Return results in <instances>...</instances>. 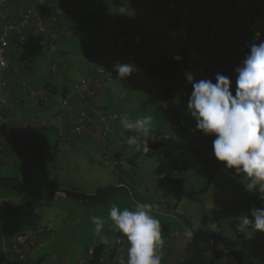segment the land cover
<instances>
[{
    "label": "crops",
    "instance_id": "0c3cea01",
    "mask_svg": "<svg viewBox=\"0 0 264 264\" xmlns=\"http://www.w3.org/2000/svg\"><path fill=\"white\" fill-rule=\"evenodd\" d=\"M203 1L84 0L86 17L78 28L60 37L56 50L43 53L32 65L12 57L8 114L16 123L28 126L31 141L7 145L0 150V264H77L89 248L100 246L104 252L101 264H121L122 261L126 264L128 244L122 234L112 233V243L108 246L101 244L98 237L96 243L73 239L69 235L68 224L71 223L60 206L54 212L60 216L58 221L50 232L41 234L39 246L28 250L27 259L11 251L18 232L33 229L43 222L38 209L43 203L25 208L26 203L42 198L38 190L37 195L32 191L35 187L31 182L32 170H39L47 177L52 170L70 171L75 161L81 160L78 165L81 173L85 168L87 173L90 170L100 174L101 167H115L123 172L121 165L126 154L142 155L141 149L134 151L122 140L128 134L119 119L123 113H127L130 120L152 115L156 131L168 130L170 124L180 118L186 121L181 134L157 143L158 148L148 155L193 146H204L210 155L213 153L215 135H205L198 130L196 120L188 113V99L193 89L185 73H192L195 81L211 79L213 83L217 73L225 75L235 95L236 67L242 65L252 44L264 41V0H245L243 5L237 0H205L207 5ZM214 17L220 21L222 43L214 52L202 54L198 50L199 42L206 23ZM93 52H96L94 56ZM77 57L79 60H75ZM141 60H147L149 68L141 64ZM117 62L134 64L136 71L120 80L113 71ZM150 62L151 66H158L157 70L151 68ZM77 71L82 72L80 79L74 77ZM87 76L102 77L95 99H71L70 90L63 96L65 88ZM31 90L38 92V99ZM41 96H49L50 103L44 104ZM65 100L72 110L65 106ZM91 106L105 115L113 126L112 134L96 131L95 124L101 123V115L89 110ZM83 111L88 115L84 116ZM81 121L86 129L78 133L76 124ZM30 148L31 152L38 151V157L45 162L44 168L20 169L19 164L24 162ZM128 159L133 160L131 156ZM219 163L220 170L209 185L207 175L206 178L199 174L198 177L186 175L191 169L205 173L192 163L184 171L169 172L185 180V195L179 202L173 192L167 200L151 196L141 186L128 192L124 182L98 187L97 195L122 193L129 196L134 205L136 202L153 204L154 214L164 213V220L174 221L167 236H162L161 264H264V232L245 234L237 230L239 218L244 215L240 212L242 195L235 182L241 176L234 169L222 168ZM25 185L29 187L22 193ZM17 188L15 194L20 197L7 195ZM48 189L59 197H71L58 181L52 182ZM30 192L31 196L27 197ZM79 192L96 195L93 191ZM209 193L212 199H204ZM92 199L78 200L86 203ZM82 220L81 217L75 224ZM178 228L182 231L180 234ZM189 232H193L191 239ZM167 237L172 246H168ZM67 239L72 241L64 243Z\"/></svg>",
    "mask_w": 264,
    "mask_h": 264
},
{
    "label": "clouds",
    "instance_id": "9594fccd",
    "mask_svg": "<svg viewBox=\"0 0 264 264\" xmlns=\"http://www.w3.org/2000/svg\"><path fill=\"white\" fill-rule=\"evenodd\" d=\"M113 71L123 80L136 68L131 63L117 62ZM235 72L238 73L235 95L225 75L217 73L213 83L211 79L195 81L193 74L186 72L193 89L188 99V113L196 120L198 130L205 135H215L212 151L216 160L226 162L224 167L234 169L243 178L246 191L258 192L259 198L264 200V41L250 46V52ZM119 119L129 133L125 143L130 149L139 151L142 142L157 138L152 115L130 120L128 114L123 113ZM153 209L151 203L136 202L132 209L121 210L113 204L108 210L109 228L127 240L126 264H161L159 249L164 240L161 221L152 215ZM91 222L99 242L110 245L111 238L104 234V218L92 216ZM237 230L245 234L264 232V207L252 208L250 217L241 216ZM192 235L193 232L188 233L189 239Z\"/></svg>",
    "mask_w": 264,
    "mask_h": 264
},
{
    "label": "built area",
    "instance_id": "2783aa9c",
    "mask_svg": "<svg viewBox=\"0 0 264 264\" xmlns=\"http://www.w3.org/2000/svg\"><path fill=\"white\" fill-rule=\"evenodd\" d=\"M244 4L245 0H237ZM263 2V0H260ZM205 5L206 3L203 2ZM87 15L84 5L80 0H0V150L7 145L17 143H30L28 136L29 128L21 125L9 116L10 112V86L13 82V62L10 55L11 50H18L29 38H34L39 46L51 52L57 49L60 37L67 35L71 29L78 28ZM223 33L221 32L218 18H211L205 25L203 35L199 42L198 50L202 54H210L222 43ZM55 70V69H54ZM102 77L87 76L79 80L70 90L69 98L75 97L81 100H93L96 98ZM32 95L38 99V92L31 90ZM44 104L50 103L49 96H41ZM65 106L72 110L69 101H64ZM93 113L101 115V123L95 124V129L104 135L113 133V126L107 122L101 111L91 106ZM84 116L88 115L85 111ZM111 117V116H110ZM112 118V117H111ZM186 121L184 118L173 121L166 131H156L155 140L149 139L142 142L141 152L148 155L152 152L153 146L164 140L171 139L181 134ZM86 129L83 121L76 124V132L80 133ZM123 137L125 142L126 137ZM54 222L37 225L33 229L18 232L12 242L11 251L21 259L28 258V250L37 248L40 244L41 234L50 232ZM95 257L94 248H89L86 256L81 257L77 264H88Z\"/></svg>",
    "mask_w": 264,
    "mask_h": 264
},
{
    "label": "rangeland",
    "instance_id": "374dc122",
    "mask_svg": "<svg viewBox=\"0 0 264 264\" xmlns=\"http://www.w3.org/2000/svg\"><path fill=\"white\" fill-rule=\"evenodd\" d=\"M86 17V16H85ZM93 19L94 14L91 15ZM53 52V51H51ZM50 53V52H48ZM96 52H93L91 55L94 56ZM75 57V56H74ZM75 60H79V58H75ZM74 77L76 79H80L82 72H74ZM80 77V78H79ZM28 145V144H27ZM28 148V147H27ZM29 150V149H28ZM37 150V148H36ZM31 148L29 151V154H25V160L20 165L21 167H24L26 169L38 167V168H44V160H42L41 157H38V151L31 152ZM142 154V153H141ZM28 155V156H27ZM211 155L214 156L213 153ZM128 156L132 157V161L128 159ZM135 156V155H134ZM131 154H126L124 156V161L122 162L121 168L123 172H118V170L115 167H101V173L98 174L97 172H92L88 170V173L86 172V169L84 168L83 172L81 173V170L79 169V164L81 163V160L75 161V164L73 165V169L67 172H62L58 170H52L47 174V177L43 175L42 172L39 170H32L33 174V180H31V184L35 185L34 189L32 191L36 193V190H38V194L42 196V198H46L47 200L51 201V203H43L39 205L38 209L41 210V218H42V224H45L49 221L57 222L58 218L60 216L54 215V212L57 210V206H60L63 208L64 215L67 217L66 219L70 221L71 225L68 224L69 227V235L71 238H77V239H84L86 243L95 242L97 236H95L93 232L94 225L91 222L92 216H99L104 218L106 221L105 228H104V234L111 236L113 232L109 228V224L111 221L108 220V210L109 208L115 204L117 205L121 210L125 207H128L130 209L134 208V204L132 201L129 200V196L126 197L122 193H103V195H97L98 187H107L112 185H117L118 183L124 182L126 186V191H131L134 188H138L141 186L148 194L154 197H162L164 200H167L171 197L172 190L170 188L160 189L157 186V178L158 175L156 173V169L159 162V154H153V155H145L142 154L141 156L134 157ZM38 157V158H37ZM226 162H221V167L224 168V164ZM192 165L194 168H200L196 163L192 162ZM201 175L203 178H206V173L203 172V175L196 171V169H191L190 172H187V176H194V175ZM87 177L88 179H85ZM198 177V176H197ZM58 181L61 183V187L67 188L73 192H79V191H93L96 192L95 197H93L92 200H89L86 203L79 202L78 198L69 197H59L56 193L49 190V186L52 184V182ZM203 181V180H201ZM237 186V190L239 191V194L242 195V198H240V212L242 211L244 215H248L250 217L251 209L256 208H262L264 207V200H261L259 198V193H251L246 191L243 178L239 179L238 181H235ZM30 183V181H29ZM28 183V185H29ZM25 185L24 189L22 188L21 192L24 193L27 188L32 185ZM19 188L10 191L7 195H13L16 197H20L19 195L15 194L18 193ZM16 191V192H15ZM118 191V188L115 187V191ZM5 191L2 189V193ZM29 192V191H28ZM31 193L26 195L27 197L31 196ZM82 193V192H79ZM37 195V193H36ZM212 193L207 194L204 199H212ZM11 197V196H8ZM132 195L130 196V198ZM65 200V201H63ZM239 205V203H238ZM52 209V213H49ZM59 212V211H58ZM164 213H157L154 214L152 212V215L155 216L157 219L161 221V225L163 226V229L161 230L162 236H167L168 230L173 227L172 220H164L163 217ZM82 217V222L78 225L75 223L78 222V220ZM180 218V217H179ZM54 219V220H52ZM164 222L165 224H162ZM27 222H24L26 224ZM76 225V226H75ZM179 227V225H176ZM58 227V226H57ZM56 227V228H57ZM180 228L177 229L178 233L180 234L182 231H179ZM72 241L71 239L64 240V243H68ZM171 239L167 237L168 246H172ZM170 242V243H169ZM182 261V260H181Z\"/></svg>",
    "mask_w": 264,
    "mask_h": 264
},
{
    "label": "trees",
    "instance_id": "16d2710c",
    "mask_svg": "<svg viewBox=\"0 0 264 264\" xmlns=\"http://www.w3.org/2000/svg\"><path fill=\"white\" fill-rule=\"evenodd\" d=\"M82 3L84 0H80ZM134 2L137 0H133ZM207 5V2L204 0ZM84 20V19H83ZM47 53L44 51L41 46H39L38 42L34 38H29L27 42L20 46V48L16 51L11 50L10 55L13 58H20L21 60L28 63V65H32L36 63L38 58L43 54ZM141 64H143L146 68H149V62L147 60H141ZM152 62H150V66ZM158 65V64H157ZM157 70L158 66H151ZM71 87H67L63 90V96H66L68 91L71 90ZM110 120V118H109ZM18 144V143H17ZM15 144V145H17ZM158 144L153 146V150L155 151L158 148ZM19 148V147H18ZM150 154V153H149ZM196 163L200 166L207 175V185L211 182L212 178L219 172L220 170V163L214 157L210 155L208 150L204 146H193L189 147L185 150L177 151V152H170L165 151L164 153H160L159 162L157 166V186L159 188H170L173 192L174 198L177 202H179L185 195L184 189V178L183 177H175L169 174L171 171H184L188 168L190 163ZM57 187V184H55ZM68 195L73 196L78 199H92L93 195H86L79 192H73L69 189L64 190ZM48 200L46 198L34 199L25 204V208L27 207H34L40 203H47ZM95 257L91 260L90 264H101L103 259V247H96L94 249ZM237 258V257H236ZM239 261V258H237ZM38 264H41L40 262Z\"/></svg>",
    "mask_w": 264,
    "mask_h": 264
}]
</instances>
